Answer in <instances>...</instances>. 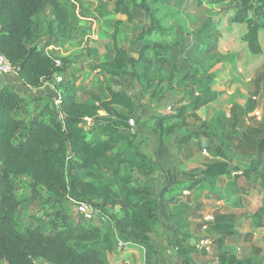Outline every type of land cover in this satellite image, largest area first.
<instances>
[{
	"label": "trees",
	"instance_id": "16d2710c",
	"mask_svg": "<svg viewBox=\"0 0 264 264\" xmlns=\"http://www.w3.org/2000/svg\"><path fill=\"white\" fill-rule=\"evenodd\" d=\"M131 2L138 3L150 21L149 28L142 31L139 40L155 32L164 33L157 17L159 11L152 8V0ZM211 2L216 5L237 4L238 9L229 21L247 26L242 41L248 45L252 55L261 54L259 35L264 30V0ZM154 3L167 4L168 0H155ZM73 7L71 0H0V52L16 69L25 86L39 89L48 82L59 89L58 85L62 83L56 82L57 78L65 77L71 62L66 57L41 51L43 34L38 20L50 8L53 23L57 24L56 33L70 37L74 30L72 23L77 19ZM114 14L133 20L130 5L124 0L117 1ZM118 29L119 25L113 35L114 57L100 65L101 76H130L138 81L143 91H149L153 88L149 77L155 63L148 52L162 56V65L168 60L162 51L147 46L135 58L118 45ZM216 29L215 23L206 22L194 34L200 42L186 51L185 59L191 65V71L178 84L187 83L192 89L186 95L190 104L180 110L178 117H182L188 107L192 112H198L220 96L211 90L215 82L213 71L226 62L227 56L219 50L220 36ZM92 55L97 54L93 51ZM176 71L178 65L175 64L170 82ZM64 87L58 108L60 116L51 113L50 100L45 96L26 98L12 85L4 86L0 91V264H110L107 255L113 251L112 244L103 240L101 229L93 221L76 220L66 206L62 207L71 200L87 203L103 212L115 222L126 242L143 247L148 255L155 254L150 235L160 218V199L148 188L119 190L111 177L118 174L116 166L121 164H128L144 175H151L154 171L153 161L140 152L139 144L128 142L123 130L129 129L130 118L117 109L122 107L129 114H134L137 102L111 87L104 90L105 99L96 97L94 101L81 102L72 85L67 83ZM254 106L255 102L248 99L242 115L251 113ZM87 120L93 125L103 124L106 137L95 135L90 139L85 129ZM92 128L91 132L96 130V126ZM258 128L251 127L249 131L258 136L256 144L264 155V124ZM198 137H182L178 143L186 146ZM204 137L209 139L205 149L210 152L212 160L206 164L202 176L194 172L184 173L188 191L200 188L203 183L214 186L218 179L232 173L230 163L233 158L225 147L213 144L210 135ZM119 145L125 149L118 151ZM199 147L203 149V143ZM107 171L112 175H106ZM241 176L248 181L257 178L264 191V159L253 160ZM22 178L28 180L33 194H39L42 189L49 194L48 201L60 205L52 214L55 218L50 224L33 217L24 231L17 228L15 219L25 202L20 197L17 184ZM231 206L242 208L244 204L240 199ZM116 208L121 217L111 212ZM254 218L257 227H263L264 206L254 213ZM232 229L220 221L213 226V230L223 235L233 234ZM184 242L182 239L177 242L181 252L180 264H193L189 253L183 249ZM217 264L260 263L255 257L239 260L231 251L221 247Z\"/></svg>",
	"mask_w": 264,
	"mask_h": 264
},
{
	"label": "rangeland",
	"instance_id": "374dc122",
	"mask_svg": "<svg viewBox=\"0 0 264 264\" xmlns=\"http://www.w3.org/2000/svg\"><path fill=\"white\" fill-rule=\"evenodd\" d=\"M71 1L77 19L72 23L74 30L70 37L56 33L57 24L53 23L50 8L38 20L43 34L41 51L66 57L71 62L62 84L55 90L61 98L64 85L69 83L79 101L91 102L96 97L105 99L104 90L111 87L137 102L134 114L118 107L135 124L134 130L126 129L123 133L127 135L128 142L139 144L140 152L153 161L154 171L151 175H144L128 164H121L116 166V176L111 171H107L106 175H112L119 190L131 187L150 189L161 204L160 218L150 235L156 248V253L151 255L143 247L126 242L109 217L105 222L93 220L101 229L103 240L112 244L113 251L107 255L108 262L111 264L118 260V263H123L131 258V264H180L181 252L177 242L182 239L185 241L183 249L189 253L193 264H217L221 247L231 251L239 260L255 257L260 264H264V224L261 228L257 227L254 218V213L264 206V191L259 187L257 178L248 181L241 176L253 160L264 159L256 144L258 136L249 131L251 127L257 129L264 124V31H260L262 53L252 55L241 39L247 27L229 21L238 9L236 3L216 5L211 0H168L167 4H156L152 0V8L159 11L157 17L161 20L164 33L155 32L139 40L142 31L149 28L150 21H147L138 3L124 0L129 3L133 16V20L129 21L126 16L114 14L118 0ZM199 2L202 4L199 5ZM208 21L216 24V33L220 38L233 35L236 39L235 42L223 39L220 44V49L228 46L232 52L226 55L225 62L232 93L214 106H205L198 112H192L188 107L183 116L178 117L180 110L190 104L186 95L192 89L187 83L178 84L191 71V65L185 59L186 51L200 42L194 34ZM117 25L118 45L132 56L137 58L138 52L147 46L162 51L163 57L168 60L162 65V56L148 52L155 63L149 77L153 88L149 91H143L138 81L130 76H101L100 65L114 57L113 35ZM93 51L96 56L92 55ZM175 64L178 71L172 75L170 82ZM13 86L24 97L31 98L24 90L21 91L20 86ZM54 97H47L51 113L60 116L57 107L60 99L57 95L55 98L59 100L55 102ZM248 99H252L255 106L251 113L243 116ZM94 126L96 130L91 132ZM85 129L90 139L95 135L100 138L107 135L101 123L93 125L87 120ZM204 135H210L213 144L225 147L233 158L230 163L232 173L218 179L214 186L203 183L200 188L188 191L184 173L194 172L202 176L206 164L212 160L210 152L205 149L209 139ZM186 136L199 137L186 146L180 145L178 141ZM201 143L203 149L199 147ZM123 149L122 145L117 147L118 151ZM17 184L20 197L25 200L15 219L17 228L24 231L33 217L50 224L55 218L52 214L60 205L48 201L49 194L42 189L39 194H33L26 178L19 179ZM240 199L244 204L242 208L231 206ZM65 206L74 219L85 220L72 201L62 205ZM111 212L122 216L118 208ZM218 221L232 226L233 234L223 235L213 230Z\"/></svg>",
	"mask_w": 264,
	"mask_h": 264
},
{
	"label": "crops",
	"instance_id": "0c3cea01",
	"mask_svg": "<svg viewBox=\"0 0 264 264\" xmlns=\"http://www.w3.org/2000/svg\"><path fill=\"white\" fill-rule=\"evenodd\" d=\"M235 25V24H234ZM238 25V24H236ZM244 25V24H243ZM246 26V25H245ZM247 27V26H246ZM264 31V30H263ZM247 32V31H246ZM244 36V34L242 35V37ZM260 36V35H259ZM223 37V38H222ZM220 38V44L222 45V41L223 39L226 40V39H231V41L235 42L236 39L233 38V35L229 37L226 35V36H222ZM242 39V38H241ZM243 42V41H242ZM220 44H219V50L220 52L223 54V55H228L229 53L232 54V52L230 51V48H228V46L224 47V49H220ZM229 44V43H227ZM243 45L246 47L247 50L248 49V45L243 42ZM235 54V53H233ZM251 54V53H250ZM235 57H237V55L235 54ZM227 68V64L225 63H222L220 65H218L215 70L213 71L214 74H215V84L212 86L211 90L213 92H216V93H219L220 96L219 98L217 99V101L211 103L210 105L208 106H214L215 104L218 103V101L223 98V97H227L228 95H231V88H232V85L229 83L228 80V73L225 71V69ZM6 85H18L22 88L21 91L24 90V92L28 93L31 97H40V96H45V97H48L50 96V98L54 95L55 97L58 95L59 96V99L60 98V95L58 93L57 90H55V85L54 84H50L48 82H46L44 84V86L42 88H39V89H32V88H29L27 86L24 85L23 81L19 78L18 74H15V75H10V76H7L5 78H1L0 79V91L2 90V87L6 86ZM50 94V95H49ZM57 94V95H56ZM55 99V102L58 101L59 99ZM247 103V101H246ZM245 103V104H246ZM59 105H60V102H59ZM207 106V107H208ZM59 108V106H57ZM117 109L119 110V108L117 107ZM102 114L105 115L104 112H101ZM132 261L131 258L127 259V261H123L124 264H131L130 262ZM119 261L116 260L113 262H111V264H123L122 262L121 263H118Z\"/></svg>",
	"mask_w": 264,
	"mask_h": 264
},
{
	"label": "built area",
	"instance_id": "2783aa9c",
	"mask_svg": "<svg viewBox=\"0 0 264 264\" xmlns=\"http://www.w3.org/2000/svg\"><path fill=\"white\" fill-rule=\"evenodd\" d=\"M15 74H17L16 69L9 62V60L0 52V79ZM62 81H63L62 77L57 78L58 83H61ZM134 128H135L134 121L130 119L129 129L134 130ZM72 202L76 206L77 212L80 215H82L86 221H93L98 219L102 222L103 221L105 222L108 219V216L106 214L95 209L93 206L87 203L75 202V201Z\"/></svg>",
	"mask_w": 264,
	"mask_h": 264
}]
</instances>
